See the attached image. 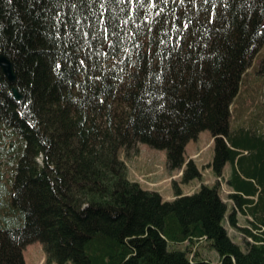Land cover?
<instances>
[{"label": "trees", "instance_id": "1", "mask_svg": "<svg viewBox=\"0 0 264 264\" xmlns=\"http://www.w3.org/2000/svg\"><path fill=\"white\" fill-rule=\"evenodd\" d=\"M264 45V0H0V264L39 241L56 264H264V134L231 126L232 102ZM213 138L210 167L237 183L172 200L128 178L120 152L165 150L185 183L186 144ZM249 160L244 169L242 160ZM244 248L224 225L236 213ZM206 241L217 262L170 247Z\"/></svg>", "mask_w": 264, "mask_h": 264}, {"label": "rangeland", "instance_id": "2", "mask_svg": "<svg viewBox=\"0 0 264 264\" xmlns=\"http://www.w3.org/2000/svg\"><path fill=\"white\" fill-rule=\"evenodd\" d=\"M254 125L255 130L259 134H264V45L256 55L252 64L243 76L242 84L238 95L232 102V120L231 126L237 129L240 126L248 128ZM214 153L213 138L209 130L201 131L196 139L190 140L185 147V159H192L200 171V176L190 181H182V169L171 170L167 166L166 151L155 149L147 144L139 143L136 151L128 153L121 151L120 158L125 162L128 178L136 181L144 189L155 190L160 193L164 200H172L174 198L176 184L182 194H191L199 190L201 185L218 184L220 195L228 205V214L233 208V200L230 193L233 188L228 183L232 178V182L237 183L236 177H232V167L228 162L225 164L221 177H218L212 171L210 164ZM245 159L242 160L244 169L247 168L249 160L248 153L245 152ZM245 212L238 210L236 213L238 227H232L227 220L224 225L231 239L244 248L245 241L248 240L246 232L242 229L249 228L255 232L253 222L256 218L250 214L248 207H244ZM188 252L189 258L205 259L217 262L219 256L217 252L206 241L195 242L187 245V243L170 245ZM26 264H52L46 262V255L43 245L39 241L26 245L23 250ZM56 264V263H54ZM69 264V263H68Z\"/></svg>", "mask_w": 264, "mask_h": 264}, {"label": "water", "instance_id": "3", "mask_svg": "<svg viewBox=\"0 0 264 264\" xmlns=\"http://www.w3.org/2000/svg\"><path fill=\"white\" fill-rule=\"evenodd\" d=\"M0 69L5 75L6 79L10 84H12V92L16 100H20L22 95L18 92L17 88L14 86L16 82V74L14 71L13 63L11 60L3 53H0Z\"/></svg>", "mask_w": 264, "mask_h": 264}, {"label": "crops", "instance_id": "4", "mask_svg": "<svg viewBox=\"0 0 264 264\" xmlns=\"http://www.w3.org/2000/svg\"><path fill=\"white\" fill-rule=\"evenodd\" d=\"M231 192H233V191H231ZM24 250H25V248H24ZM24 260H25V258H24ZM25 264H26V261H25ZM39 264V263H38ZM52 264H54V263H52Z\"/></svg>", "mask_w": 264, "mask_h": 264}]
</instances>
